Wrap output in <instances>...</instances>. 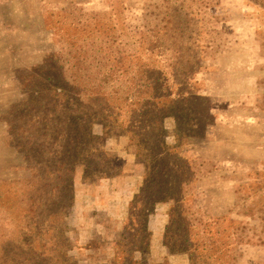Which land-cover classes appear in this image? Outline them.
<instances>
[{"label": "rangeland", "instance_id": "rangeland-1", "mask_svg": "<svg viewBox=\"0 0 264 264\" xmlns=\"http://www.w3.org/2000/svg\"><path fill=\"white\" fill-rule=\"evenodd\" d=\"M156 95L166 141L193 171V230L209 234L195 261L170 252L171 206L159 203L133 260L264 264V0H0V264H122L154 147L132 115ZM67 168L72 189L50 174ZM109 179L123 196L89 203Z\"/></svg>", "mask_w": 264, "mask_h": 264}, {"label": "trees", "instance_id": "trees-1", "mask_svg": "<svg viewBox=\"0 0 264 264\" xmlns=\"http://www.w3.org/2000/svg\"><path fill=\"white\" fill-rule=\"evenodd\" d=\"M104 98L108 99V97ZM163 99V97L156 95L152 98L142 100V107L133 113L132 121L130 120L131 122L134 121L132 124L138 126L137 128L140 127L138 124L142 123L144 127H141V130H145V128L151 130L154 137V139H152L154 147H152V155H148L151 164L149 166L147 165L146 172L140 175L142 181L144 179L140 187V193H138L130 203V219L126 222L125 232L128 230L131 232L128 235L126 233L124 236L126 240L125 245L128 247L125 251L128 252L126 256H124L122 264H151L146 260H143L141 263H135L133 259L136 250L146 251L149 249L152 232L147 228V221L150 214L154 212L159 203H170L171 206L168 212L169 220L164 234L165 244L170 252H188L190 253L192 261H195L197 259V248L200 246L201 242L205 241L204 239L207 238L209 234L208 232L205 235H200L198 232H194L193 227L200 224V220L197 219V217L190 216L188 210L184 206L185 195L183 189L184 186L189 183V179H186V176L193 171L187 163L188 160L184 159L185 161H183V157H180L177 151L178 146L174 144L169 145L166 141L167 136L162 121L171 114L169 111H165L167 102ZM170 101V105L177 102L174 99ZM107 106L110 107L111 104ZM109 111V118H111L115 115V112L110 109ZM92 125V121H87L85 125L86 131H83L84 134L82 133L81 135V138L86 139L87 143L89 142L88 139L92 137ZM92 153L94 155H100L106 152H103L101 149L86 151L88 156ZM67 155L68 154L60 157L59 161H63V163L70 162L76 156L75 153H69V156ZM74 161L76 162V160ZM89 163H91L90 160L84 169L85 178L90 177L89 174L92 172L89 171L91 170ZM107 164L111 168L113 167L118 171L120 170V164L115 162V158L112 155ZM189 170L191 171L189 172ZM96 171L100 173L104 172L99 169ZM121 172L122 171L117 174L114 173L116 174L114 176L119 175ZM52 173L55 175L56 179L62 180L67 188H73L74 169H57L54 172H50V174ZM102 174L101 176L105 178L114 177L111 173ZM66 186L65 189H67ZM211 238H213V235L208 239ZM1 256L2 249H0V257ZM162 264H168V261L165 260Z\"/></svg>", "mask_w": 264, "mask_h": 264}, {"label": "crops", "instance_id": "crops-1", "mask_svg": "<svg viewBox=\"0 0 264 264\" xmlns=\"http://www.w3.org/2000/svg\"><path fill=\"white\" fill-rule=\"evenodd\" d=\"M114 181H115L114 179H111V180L109 179L108 181L104 180V181H100L98 184L96 183L95 188L93 189L94 192H96V194L94 195V201H89V203L95 202L96 204L97 203L103 204L105 202L111 201V198L113 200V197L123 196L122 191L124 189H120V188L118 189L116 187V184L114 183ZM116 191H120L121 193H117ZM75 198L76 199H75V207L74 208L85 210L83 208L84 204L82 202L84 201V199H87L86 191L82 190L81 193L80 194L78 193ZM89 199H91V198H89ZM124 199H125V197H124ZM108 203H110V202H108ZM108 203L106 205H108Z\"/></svg>", "mask_w": 264, "mask_h": 264}]
</instances>
